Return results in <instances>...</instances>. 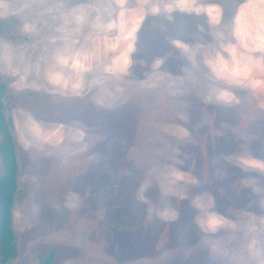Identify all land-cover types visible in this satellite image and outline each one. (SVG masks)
<instances>
[{"label":"rangeland","instance_id":"obj_1","mask_svg":"<svg viewBox=\"0 0 264 264\" xmlns=\"http://www.w3.org/2000/svg\"><path fill=\"white\" fill-rule=\"evenodd\" d=\"M0 81L7 264H264V0H0Z\"/></svg>","mask_w":264,"mask_h":264},{"label":"trees","instance_id":"obj_2","mask_svg":"<svg viewBox=\"0 0 264 264\" xmlns=\"http://www.w3.org/2000/svg\"><path fill=\"white\" fill-rule=\"evenodd\" d=\"M4 85L0 81V98ZM0 154L3 162V173L0 174V264L16 256L15 235L12 230L11 213L14 195L17 188L18 163L15 151L11 145L12 137L9 130V120L5 118L3 103L0 100ZM53 251L49 252L42 264H53Z\"/></svg>","mask_w":264,"mask_h":264},{"label":"bare ground","instance_id":"obj_3","mask_svg":"<svg viewBox=\"0 0 264 264\" xmlns=\"http://www.w3.org/2000/svg\"><path fill=\"white\" fill-rule=\"evenodd\" d=\"M124 37H125V35H124ZM128 37V36H127ZM62 57V56H61Z\"/></svg>","mask_w":264,"mask_h":264},{"label":"water","instance_id":"obj_4","mask_svg":"<svg viewBox=\"0 0 264 264\" xmlns=\"http://www.w3.org/2000/svg\"><path fill=\"white\" fill-rule=\"evenodd\" d=\"M11 145H12V143H11Z\"/></svg>","mask_w":264,"mask_h":264}]
</instances>
